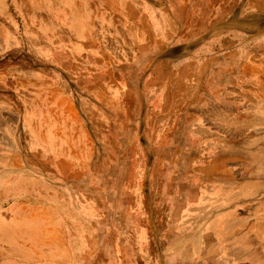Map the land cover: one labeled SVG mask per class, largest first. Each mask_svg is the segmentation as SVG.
<instances>
[{
	"label": "rangeland",
	"instance_id": "1",
	"mask_svg": "<svg viewBox=\"0 0 264 264\" xmlns=\"http://www.w3.org/2000/svg\"><path fill=\"white\" fill-rule=\"evenodd\" d=\"M182 263L264 264V0H0V264Z\"/></svg>",
	"mask_w": 264,
	"mask_h": 264
},
{
	"label": "crops",
	"instance_id": "2",
	"mask_svg": "<svg viewBox=\"0 0 264 264\" xmlns=\"http://www.w3.org/2000/svg\"><path fill=\"white\" fill-rule=\"evenodd\" d=\"M208 26H212V25H210V24L209 25H205V27H208ZM179 243L180 242L178 240L177 246L179 245ZM169 245H171L169 248H171L173 250V248L175 247V244L174 243L173 244L171 243ZM170 257H172V259L177 258L178 262L180 261V257H181L183 259V261H184L185 260V246H183V250L181 248H179V246H178L177 250L176 249H175V251L173 250V254H170ZM172 261H174V260H172ZM182 264H184V263H182Z\"/></svg>",
	"mask_w": 264,
	"mask_h": 264
}]
</instances>
